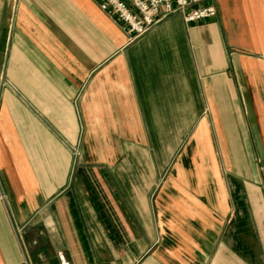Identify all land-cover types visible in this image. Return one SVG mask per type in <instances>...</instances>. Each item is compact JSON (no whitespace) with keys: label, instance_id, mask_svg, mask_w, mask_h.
Listing matches in <instances>:
<instances>
[{"label":"crops","instance_id":"0c3cea01","mask_svg":"<svg viewBox=\"0 0 264 264\" xmlns=\"http://www.w3.org/2000/svg\"><path fill=\"white\" fill-rule=\"evenodd\" d=\"M213 2L0 0V264H264V0Z\"/></svg>","mask_w":264,"mask_h":264},{"label":"built area","instance_id":"2783aa9c","mask_svg":"<svg viewBox=\"0 0 264 264\" xmlns=\"http://www.w3.org/2000/svg\"><path fill=\"white\" fill-rule=\"evenodd\" d=\"M99 8L120 22L124 30L137 38L148 32L160 20L182 14L186 24L213 18L217 8L213 0H98ZM57 264H71L62 252L56 254ZM20 264H32L24 258Z\"/></svg>","mask_w":264,"mask_h":264},{"label":"rangeland","instance_id":"374dc122","mask_svg":"<svg viewBox=\"0 0 264 264\" xmlns=\"http://www.w3.org/2000/svg\"><path fill=\"white\" fill-rule=\"evenodd\" d=\"M36 247L38 246V245H35ZM38 253V252H37ZM36 253V255H35V257L37 256V255H41V254H37ZM42 256V255H41ZM42 259H39L40 260V264H56L57 262L56 261H52V259H49V258H45V257H41Z\"/></svg>","mask_w":264,"mask_h":264}]
</instances>
